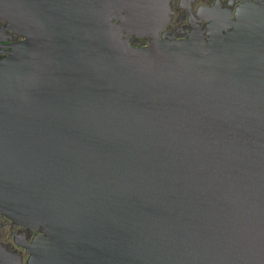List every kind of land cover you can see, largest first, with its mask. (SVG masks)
Here are the masks:
<instances>
[{
	"label": "water",
	"instance_id": "water-1",
	"mask_svg": "<svg viewBox=\"0 0 264 264\" xmlns=\"http://www.w3.org/2000/svg\"><path fill=\"white\" fill-rule=\"evenodd\" d=\"M167 1L0 0L25 38L0 62V214L39 231L28 264H264V6L204 44L157 38Z\"/></svg>",
	"mask_w": 264,
	"mask_h": 264
},
{
	"label": "flooded vegetation",
	"instance_id": "flooded-vegetation-1",
	"mask_svg": "<svg viewBox=\"0 0 264 264\" xmlns=\"http://www.w3.org/2000/svg\"><path fill=\"white\" fill-rule=\"evenodd\" d=\"M247 3L264 6V0H168L165 2L164 20L157 38L165 41L187 40L199 34L204 44L210 42L212 32L211 17L217 14L224 22L233 21L237 11ZM233 27L228 28V31ZM25 41L20 33L14 31L8 21L0 19V62L9 57L15 45ZM151 39L144 36L129 35L133 47L148 46ZM39 233L14 223L0 214V245L18 258L17 264H28L29 253L25 244Z\"/></svg>",
	"mask_w": 264,
	"mask_h": 264
}]
</instances>
